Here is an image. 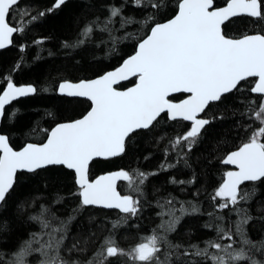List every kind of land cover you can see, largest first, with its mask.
Segmentation results:
<instances>
[{"label": "trees", "instance_id": "16d2710c", "mask_svg": "<svg viewBox=\"0 0 264 264\" xmlns=\"http://www.w3.org/2000/svg\"><path fill=\"white\" fill-rule=\"evenodd\" d=\"M228 1L214 0V4L219 7ZM54 3L55 0H21L11 14L9 23L22 31L13 35L9 47L0 50V94L8 81L18 85L30 84L37 89L36 93L14 100L5 109L6 113H16L1 123V132L9 137L14 148H20L27 142L41 143L49 134L45 129L50 130L57 123L75 120L87 113L91 102L86 98L61 95L58 84L66 80L77 82L91 79L116 68L135 52L138 40L147 29L140 23L121 28V18L117 17L111 26L114 29L111 35L94 26L91 36L83 45L65 47V44L75 45L86 25L99 22L103 27L110 5H123V15L137 22L151 11L135 6L133 0H67L59 9H54ZM165 3L168 7L156 16L159 22L173 17L177 11L178 0H165ZM41 12L44 14L39 15ZM223 30L231 38H239L243 34H264V22L241 16L226 23ZM129 33L133 35L129 36ZM256 80L254 77L248 78L241 83L239 90L226 94L219 102L210 103L203 117L211 122L201 130L190 149L187 141L181 139L179 144L175 141L190 131L191 123L180 118L172 120L167 114H162L153 128L140 131L126 141L123 154L92 161L90 179L120 169L130 174H148V179L141 185L143 194L139 213L116 229H113V223L124 214L117 209L81 206L80 189L73 170L64 166H49L36 173L18 172L13 189L5 203L0 205V253H3L0 264L11 260L13 253L31 238L32 233L41 232L40 223L30 217L40 215L43 209L48 210L45 218L53 226L59 227L61 221L66 224L67 235L61 255L70 262L87 264L109 236L119 248L130 251L150 237L154 230L161 231L158 227L162 221L157 215L160 211L157 202L169 195L186 208L189 205L199 208L198 213L185 215L176 230L168 233V240L172 244L183 246L179 259L172 256V264H185L190 259L201 264L199 257L183 256L185 249L192 251L191 245L204 248L210 240L231 243L220 239L218 226L231 229L233 238L238 241L235 222L241 216L231 205L228 209H219L218 205L223 200L215 194L230 169L223 160L248 142L252 133L261 126L255 112L259 110L264 95L251 91ZM134 83L133 78L119 87L126 88ZM184 96L178 94L172 99L180 100ZM173 179L186 183H171ZM118 189L123 195L129 194L124 181H119ZM245 192L248 199L240 200L235 207L246 210V214L252 217L244 227L247 237L259 245L264 241V180L244 183L240 186L239 194ZM132 194L134 198L137 195ZM181 203H176L175 207L179 209ZM73 245L77 246L76 249L68 251ZM235 246L239 247V244ZM253 255L258 260H264V249L254 250ZM160 258L164 259L162 254ZM38 259V254H34L28 257V262L38 264ZM105 264L140 262L132 261L127 256H117L109 258ZM206 264H211V261Z\"/></svg>", "mask_w": 264, "mask_h": 264}, {"label": "snow or ice", "instance_id": "6c2138e0", "mask_svg": "<svg viewBox=\"0 0 264 264\" xmlns=\"http://www.w3.org/2000/svg\"><path fill=\"white\" fill-rule=\"evenodd\" d=\"M18 3L19 0H0V49L10 45L13 35L22 31L9 23ZM66 3L67 0H55L54 9ZM133 3L139 8L151 9L143 20L137 22L125 17L123 5H110L109 16L103 21V27L99 22L86 25L75 45L65 44V47L83 45L91 36L94 26L111 35L114 30L111 26L117 17L121 18V28L127 24L140 23L147 29L138 40L135 53L118 69L96 79L58 84L61 95L83 97L91 102V110L86 115L74 121L58 123L50 130L45 129L49 133L46 142L28 143L19 151L9 145L7 135L0 134V205L5 203L13 189L18 172L36 173L49 166H64L73 170L77 178L81 206H101L117 209L124 214L113 223L112 227L116 229L139 213L143 194L141 185L148 179V174H130L129 171L121 170L90 181L89 165L94 159L116 157L124 153L126 141L140 131L153 128L161 114H167L172 120L180 118L191 122L190 131L175 141L176 144L181 139L187 141L190 149L201 130L211 122L206 118H198L210 103L221 101L226 94L239 90L243 81L253 77L258 78V81L251 91L264 94V34H243L240 38H229L223 30L226 23L241 16L264 22V0H229L226 7L220 8L214 6V0H178L176 14L165 22L156 20V16L168 7L165 0H133ZM132 35L129 33V36ZM132 77L137 80L133 87L118 90L116 85ZM6 87L7 90L0 95V120L16 115L15 112L5 111L11 101L37 91L33 86L18 87L10 81ZM174 93H186L188 96L181 102H173L169 97ZM255 118L261 125L259 130L254 131L248 142L223 160V163L235 165L238 170L226 173V180L215 194L223 200L218 205L219 209H228L231 205L241 216L235 222V235L239 240L233 238L231 229L218 226L220 239L231 243L210 240L204 248L191 245V252L187 249L183 251L185 257H199L201 264L207 261H211V264H264V260H258L253 255L254 250L264 249V241L258 245L247 237L245 231L244 226L252 217L246 214V210L235 207L240 200L248 199L247 192L239 194L244 182L264 180V96ZM117 181L126 182L129 194L117 192ZM171 183L186 182L173 179ZM132 193L137 194L135 198ZM176 203L181 202L171 195L157 202L160 209L157 215L162 221L158 226L160 232L154 230L150 237L130 251L119 248L109 236L87 264H105L109 258L117 256H127L140 264H172V256L179 259L183 246L172 244L168 240V233L176 230L185 215L199 212L196 205L186 208L181 203L177 209ZM47 212V209H43L40 215L30 217L40 223L41 232L32 233L31 238L23 242L6 264H29L28 257L34 254L39 256L38 264H79V261L70 262L61 255L67 226L63 221L59 227L53 226L45 218ZM237 243L239 247L235 246ZM76 247L73 245L68 251ZM0 260H3V253H0ZM185 264H197V261L190 259Z\"/></svg>", "mask_w": 264, "mask_h": 264}, {"label": "water", "instance_id": "95a60500", "mask_svg": "<svg viewBox=\"0 0 264 264\" xmlns=\"http://www.w3.org/2000/svg\"><path fill=\"white\" fill-rule=\"evenodd\" d=\"M21 0H19V2H20ZM229 2V1H228ZM227 2V3H228ZM227 3L225 4V5H223V6H219V7H217V6H215V4H214V6L215 7H217V8H220V7H226L227 6ZM172 18V17H171ZM170 19V18H169ZM166 21V20H165ZM165 21H163V22H165ZM11 25V24H10ZM13 38V37H12ZM229 38H231V37H229ZM240 38V37H239ZM12 44V43H11ZM10 44V45H11ZM10 45H8L7 47H9ZM7 47H5V48H7ZM1 50V49H0ZM135 53V52H134ZM133 53V54H134ZM132 54V55H133ZM131 56V55H130ZM130 56H128L126 59H128ZM125 59V60H126ZM124 60V61H125ZM123 61V62H124ZM123 62L119 65V66H117L116 68H114V69H111V70H108V71H106V72H104L103 74H101V75H99V76H97V77H94V78H91V79H96V78H99L100 76H102V75H104V74H106L107 72H110V71H114V70H116V69H118L119 67H121L122 66V64H123ZM133 78H135V77H132V78H130V79H128V80H126V81H121L118 85H116V87L118 88V90H121V91H123V90H126L127 88H130V87H133L134 85H135V83L137 82V80H136V82L133 84V85H131V86H129V87H126V88H119L118 86L121 84V83H123V82H127V81H129V80H131V79H133ZM136 79V78H135ZM84 80H90V79H84ZM66 81H69V80H66ZM258 81V78H257V80H256V82ZM62 82H65V81H62ZM71 82H73V81H71ZM78 82V81H77ZM255 82V83H256ZM12 83H14V82H12ZM15 84V83H14ZM16 86H18V87H27V86H33V85H30V84H21V85H18V84H15ZM255 86V85H254ZM34 87V86H33ZM7 90V87H5V89L3 90V91H6ZM3 91L1 92V94L0 95H2L3 94ZM59 93V92H58ZM178 94H184L185 96L182 98V99H180V100H173L172 99V97L174 96V95H178ZM258 94V93H257ZM31 95V94H30ZM261 95H264V94H261ZM187 96H188V94H186V93H174V94H172L169 98L173 101V102H181L183 99H186L187 98ZM25 97V96H24ZM20 98H22V97H17L15 100H17V99H20ZM79 98H83V97H79ZM14 101V100H13ZM13 101H11L10 102V104L13 102ZM10 104H8V105H6V108L10 105ZM92 106V105H91ZM5 108V109H6ZM91 110V108L88 110V111H90ZM87 111V112H88ZM87 113H85L84 115H86ZM83 115V116H84ZM162 115V114H161ZM82 116V117H83ZM82 117H80V118H82ZM80 118H77V119H80ZM170 118V117H169ZM198 118H204L203 117V113H200L199 114V116H198ZM171 119V118H170ZM178 119V118H177ZM76 120V119H75ZM71 121H74V120H71ZM65 122H70V121H65ZM189 123H191L190 121H188ZM1 123H2V120H0V134H3V135H6V134H4V133H2L1 132ZM60 123H64V122H60ZM58 124V123H57ZM56 124V125H57ZM55 125V126H56ZM54 126V127H55ZM54 127H52V128H54ZM51 128V129H52ZM44 142H46V139L43 141V142H41V143H44ZM28 143H37V144H40V143H38V142H27L25 145H23L22 147H20V148H14L12 145H11V143L9 142V145L14 149V150H17V151H19V150H22V148L24 147V146H26ZM239 149V148H238ZM238 149H236V150H238ZM236 150H234V151H236ZM233 152V151H232ZM123 154V153H122ZM230 154V153H229ZM110 158H113V157H109V158H103V157H100V158H96V159H110ZM226 159V158H225ZM95 160V159H94ZM92 163V162H91ZM91 163H90V165H91ZM90 165H89V169H90ZM228 167H230V170L229 171H237L238 169L236 168V166L235 165H228V164H226ZM121 170H123V169H120V170H114V171H108V172H105V173H102V174H99L98 176H96L95 178H93V179H90V177H89V171H88V177H89V180L90 181H94L95 179H97V178H99L100 176H102V175H108V174H111V173H114V172H117V171H121ZM18 174V173H17ZM226 178L227 177H225V180H226ZM224 180V181H225ZM247 182V181H246ZM246 182H244V183H246ZM118 183H119V181H117V184H116V190H117V192H119L120 193V191H119V189H118ZM243 185V184H242ZM121 194V193H120ZM121 195H123V194H121ZM96 207H101V206H96ZM103 208V207H102ZM107 209V208H106Z\"/></svg>", "mask_w": 264, "mask_h": 264}]
</instances>
